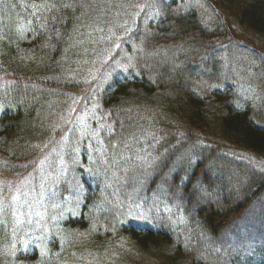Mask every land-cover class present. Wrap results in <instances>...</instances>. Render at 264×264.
I'll use <instances>...</instances> for the list:
<instances>
[{
  "label": "trees",
  "instance_id": "obj_1",
  "mask_svg": "<svg viewBox=\"0 0 264 264\" xmlns=\"http://www.w3.org/2000/svg\"><path fill=\"white\" fill-rule=\"evenodd\" d=\"M146 1L0 0V264H207L198 249L187 247L168 226L149 230L128 218L122 224L108 221L109 212L96 216L92 211L102 199L96 182L88 183L80 217L64 224L60 229L64 235H57L49 248L19 253L8 244L18 229L12 234L7 223L21 221L13 194L38 192L47 174L41 164L45 159L56 161L59 142L70 139L76 118L95 96V82L86 80L84 74L89 67L97 69V55L89 47L84 49L88 54L83 52L80 37L86 28L91 29L90 24L108 26L127 7H141ZM204 1L218 15L215 21L207 24L197 8L181 11L173 6L148 28L147 38H140L156 53L148 60L164 59V53L178 47L177 63L192 71L190 78L196 83L201 69L194 59H208L225 37H241L254 54L264 56L263 45L243 38L264 39V0ZM168 59L174 64L175 57ZM140 71V76L117 83L114 90L100 96L114 125L106 134L107 149L123 147L122 138L133 124L138 131L150 127L154 134H161L154 152L167 153L166 161L156 167L155 176L144 178L147 183L140 195L147 198L159 193L154 187L164 188L171 198L182 199L177 201L206 236L234 234L233 225L248 216L264 194V167L238 160V153H243L264 161V114L251 106H236L232 92L220 96L219 88L207 94L198 90L204 89L202 85L184 86L177 79L180 72L173 73L170 82L155 65L148 71L149 78ZM175 85L180 88L176 90ZM178 142L192 145L195 163L172 158L187 157L183 150H172ZM218 157L229 167L217 169ZM124 168L132 169V165L116 168L120 178L116 186L128 192L130 185L131 191H138L129 184L131 170L125 174ZM232 168L235 171L230 172ZM73 170L77 175L81 172L79 165ZM220 175H225V181ZM120 198L110 202L118 204Z\"/></svg>",
  "mask_w": 264,
  "mask_h": 264
},
{
  "label": "rangeland",
  "instance_id": "obj_2",
  "mask_svg": "<svg viewBox=\"0 0 264 264\" xmlns=\"http://www.w3.org/2000/svg\"><path fill=\"white\" fill-rule=\"evenodd\" d=\"M135 6L127 7L122 16L117 17L108 26L103 25L102 22L96 26L90 24L91 29L86 28L83 32L84 36L80 37L79 47L83 52L88 54L89 51L84 49L89 47V50L97 55L95 59L97 63L94 66L97 69L89 67L90 69L88 68L84 74L86 80L95 82L96 87L93 92L95 96H92L85 109L76 118L70 139L64 138L59 142L60 152L55 154L56 161L45 159L41 164V171L47 174L38 192L36 194L26 192L13 194L15 205L20 211L21 221L15 224L7 223L12 234L14 229H18V234L11 235L8 244L12 245L13 249H18L19 253L26 251L34 253L37 249L49 248L57 239V235L59 238L64 235L60 232L61 227L70 220L80 217L82 210L85 209L84 199L87 195L88 183L96 182L97 188L101 189L102 196L98 204L99 210L97 208L92 211L96 216L109 212L111 220L106 218L108 221L116 220L117 223L122 224L123 219L128 218L129 221L149 230L163 225L168 226V230L172 229L181 235L180 238L187 247L192 246L198 249L195 251L200 257L206 259L207 264L224 262L227 264H264V225H262L264 194L254 210L243 220L235 223V227L233 225L231 230L235 232L234 234L230 232V234L214 239L206 236L198 224L188 217L181 202L177 201H182V199L171 198L160 186V189L153 188V191H159L158 194L147 198L140 195L141 189H144L147 183L144 178L155 176L156 167L160 162L166 161L167 153L162 151L159 155L154 152L162 136L154 134L155 131L150 127L140 132L138 126L133 124L130 133L122 138L124 146L115 151L108 150L105 144L106 134L114 129V125L111 117L106 116L107 111L102 106L100 98L101 95L104 96L107 92L114 90L117 83L131 81L134 79L131 77L140 76L141 69L146 72L145 76L142 75L143 77H150L148 71L151 66L155 65L164 80L171 82V75L180 72L181 77H177L180 84L184 86L188 84V87H190L189 84L198 85V87L202 85L204 89L198 88V90L207 94L215 88L221 90L220 96L232 92L236 96V106L240 108L251 106L264 114V56L254 54L252 46L247 48L241 37H225L224 41L217 43L214 48L217 50L212 49L208 59L201 56L198 58L196 56L194 59L197 67L201 69H196L201 75L199 80V77L196 78L198 81L196 83L193 78H190L192 71L186 70L185 67H181V63H177L180 59L176 58V53L180 52L178 47L164 53L166 54L164 59L160 57L148 60L151 56L156 57V53L154 54L152 48H149L151 44L147 43L148 47H145L140 38H147L148 28L159 20L162 11L165 10L168 13L172 11L168 9H173V6L181 11L199 9L207 24L218 17L216 12L212 11L204 0H147L143 6H136V9ZM243 38L251 42L255 41L264 47L263 38V40L258 37ZM171 57H175L174 64L168 59ZM200 63L204 66L202 67ZM216 63L217 69L214 68ZM193 65L196 64L193 62ZM79 74L83 73L79 72ZM207 81H223V84L207 83ZM175 86L176 90L180 88L178 85ZM261 119H264V116ZM67 140L68 150H66ZM191 146L189 144L184 146L182 142H178L171 147L172 150L176 148L183 150L187 153V157L180 159L172 156V158L177 162L186 159L195 163L197 157H193L195 152L192 151L194 148L191 149ZM197 148L201 151L203 147L199 145ZM204 155L207 157L206 152ZM224 156H226L224 153L220 154L221 158L227 160ZM238 156V160L244 158L252 161L256 167H264V161L248 154L238 153ZM220 157L217 158V169L224 165L229 167ZM123 164L132 165V169L124 168L122 172L126 174L131 170L129 171V184L138 191H131L133 187L130 185L128 192L121 186H116V182L120 180L116 168ZM75 165L80 166L81 175L80 173L77 175V171L73 170ZM232 171L235 170L232 168L230 172ZM224 176L220 175L221 181H225ZM162 180L167 181L165 178ZM200 188V186L197 187V194ZM119 196L121 198L118 204L110 202V199L117 200Z\"/></svg>",
  "mask_w": 264,
  "mask_h": 264
}]
</instances>
